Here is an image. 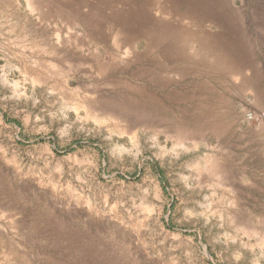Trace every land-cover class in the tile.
Masks as SVG:
<instances>
[{
    "label": "rangeland",
    "instance_id": "1",
    "mask_svg": "<svg viewBox=\"0 0 264 264\" xmlns=\"http://www.w3.org/2000/svg\"><path fill=\"white\" fill-rule=\"evenodd\" d=\"M0 264H264V0H0Z\"/></svg>",
    "mask_w": 264,
    "mask_h": 264
}]
</instances>
